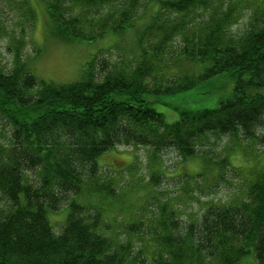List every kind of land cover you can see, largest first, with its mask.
<instances>
[{
	"label": "trees",
	"instance_id": "obj_1",
	"mask_svg": "<svg viewBox=\"0 0 264 264\" xmlns=\"http://www.w3.org/2000/svg\"><path fill=\"white\" fill-rule=\"evenodd\" d=\"M42 1L49 37L114 42L66 83L35 77L24 41L0 63V264H264V169L237 202L194 220L166 202L149 233L139 221L113 236L104 213L117 189L97 163L117 146L187 160L208 135L264 146V0ZM197 86L220 90L216 106L171 123L154 107L178 108L165 98Z\"/></svg>",
	"mask_w": 264,
	"mask_h": 264
},
{
	"label": "rangeland",
	"instance_id": "obj_2",
	"mask_svg": "<svg viewBox=\"0 0 264 264\" xmlns=\"http://www.w3.org/2000/svg\"><path fill=\"white\" fill-rule=\"evenodd\" d=\"M245 19L246 16L233 30L243 29ZM18 40L24 41L22 46L20 44L22 59L28 60L35 77L55 83L78 79L88 58L99 49L112 47L114 42L113 37L93 44L58 42L48 36L42 0H0V63L7 69L14 61ZM100 52V57H107L106 51ZM198 88L165 98L178 108L164 103L154 107L167 123H171L180 110L198 111L216 106L220 90L199 94ZM224 159L226 163L219 166ZM97 163L117 189V201L107 204L104 213L110 234L123 235L120 225L124 227L141 221L145 235L163 203L168 202L184 220H194L206 205L239 201L254 172L264 169V147L238 141L231 135H208L197 147L196 156L187 160H181L170 150L154 158L147 147L117 146L101 154ZM65 214L66 210L62 209L48 212L54 231H59ZM138 237L133 239L137 241ZM250 261L255 263L249 257L242 264Z\"/></svg>",
	"mask_w": 264,
	"mask_h": 264
}]
</instances>
